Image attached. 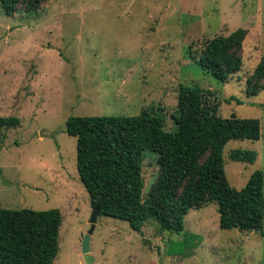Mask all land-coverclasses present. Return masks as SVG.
Segmentation results:
<instances>
[{"label": "rangeland", "instance_id": "374dc122", "mask_svg": "<svg viewBox=\"0 0 264 264\" xmlns=\"http://www.w3.org/2000/svg\"><path fill=\"white\" fill-rule=\"evenodd\" d=\"M239 28L248 31L244 65L223 84L193 57ZM263 59L264 0H50L13 16L0 5V117L21 120L0 149V209H60L54 264H86L82 241L93 207L68 120L154 110L174 131L180 85L215 91L224 118L260 121L259 141L234 140L224 149L226 176L242 190L253 173L264 172V91L246 92ZM237 149L256 151L257 161H233ZM158 176V155L145 150L143 198ZM91 252L95 264H264V237L222 230L218 204L209 203L191 210L180 232L149 221L140 233L99 216Z\"/></svg>", "mask_w": 264, "mask_h": 264}, {"label": "trees", "instance_id": "16d2710c", "mask_svg": "<svg viewBox=\"0 0 264 264\" xmlns=\"http://www.w3.org/2000/svg\"><path fill=\"white\" fill-rule=\"evenodd\" d=\"M50 0H0L8 16L32 13ZM248 31L239 28L203 44L196 62L221 83L244 65L243 44ZM264 91V59L247 80V95ZM216 96V98H214ZM215 91L180 85L176 128L168 131L165 117L154 110L138 116L71 117L67 132L77 138L78 170L92 207L100 216L128 222L142 233L149 221L161 231L184 230L185 217L217 203L222 230L237 229L264 237V172L256 171L246 187H233L225 171L224 149L234 140L259 141L261 123L236 115L224 118ZM16 116L0 117V149L6 133L20 127ZM158 155L159 176L143 198V153ZM256 151L237 149L230 159L254 164ZM60 209H0V264H54L60 251Z\"/></svg>", "mask_w": 264, "mask_h": 264}, {"label": "water", "instance_id": "95a60500", "mask_svg": "<svg viewBox=\"0 0 264 264\" xmlns=\"http://www.w3.org/2000/svg\"><path fill=\"white\" fill-rule=\"evenodd\" d=\"M100 213H101V210L99 206L93 208V212L89 220L90 230L83 237L82 252H83V256H84V260L86 264H95L96 262V258L91 252V237L94 234V231L96 229V224L98 222Z\"/></svg>", "mask_w": 264, "mask_h": 264}]
</instances>
